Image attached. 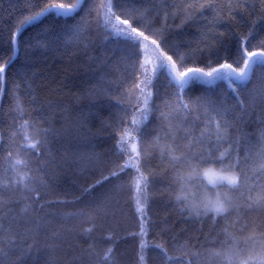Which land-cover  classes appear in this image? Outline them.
<instances>
[{
    "label": "snow or ice",
    "instance_id": "1",
    "mask_svg": "<svg viewBox=\"0 0 264 264\" xmlns=\"http://www.w3.org/2000/svg\"><path fill=\"white\" fill-rule=\"evenodd\" d=\"M12 8L16 10L15 5ZM24 10L27 15L6 26L10 34L8 44L13 50L19 46L18 37L26 25L34 26L42 17L52 16L64 19V35L70 40H79L94 25L104 33L105 40L117 44L121 53L119 62L126 65L127 71L116 80H109V73L101 72L98 86L91 90L101 99L110 97L107 107L117 109L103 125L107 139L113 141L104 154L107 158L94 152L77 156L66 151L57 161L51 144L67 139L70 131L53 127L42 109H33L35 115L18 126L13 122L12 143L4 157L6 175L0 180V234L3 235L0 264H20L19 257L12 258L14 252L23 253L20 245L29 237L39 236L51 215L45 209L53 203L42 200L41 189L48 187L45 177L68 162L85 168L110 166L107 175L84 189L87 194L95 193L92 199L68 214L71 218L86 217L92 226L84 232L98 233L97 241H104L105 233H109L107 240L113 245L121 239L136 238L137 232L120 234L129 215L138 222L140 235L145 234L146 228L150 230L152 188L157 180H166L169 194L166 204L174 203L181 217L187 214L186 220L211 218L209 234L220 218L227 220L233 213L247 216L258 212V216L246 218L239 229L248 230L247 236L236 235L235 230L230 231L234 225L227 224L217 233L221 250H211L208 255L212 264H264V132L256 144L244 136L233 137L231 129L235 121L229 119L237 108L243 115L254 109L257 102L264 106V23L257 28L255 19L251 26L243 19L237 20V14L252 16L257 5L249 4L248 0H108L106 5L95 8L88 6V0H77L43 6L28 3ZM81 12L83 15L76 20L75 16ZM258 12L257 19L264 21V0H259ZM177 19L179 24L175 23ZM229 23L238 28L247 26V32L227 27L222 30ZM190 26L195 29L194 41L186 39L185 30ZM41 31L46 34L48 29ZM50 45L51 41L44 38L38 39L35 46ZM14 59L10 55L0 63V91L6 87L7 71ZM107 59L90 58L93 63L98 62V68H104ZM90 71L95 78L97 70L90 67ZM161 78L172 89L165 96L174 99L165 100L168 110L159 113L158 130L151 140H146L151 136L147 125L153 115L156 82ZM253 79L255 83L249 90ZM218 82L226 84L220 93L222 99L213 98ZM197 86L201 90L188 95ZM113 90H119V95L113 96ZM230 100L234 103L230 104ZM48 107L52 105L49 103ZM16 110L22 118L24 109L18 98ZM260 122L264 124V118ZM76 133L79 136L80 129ZM21 134L26 143L16 144ZM157 151L158 163L148 166ZM112 180L118 183L96 192L98 186ZM253 191L255 196L251 195ZM21 202L23 207L15 211L12 206ZM165 231L170 229L161 228V234ZM50 239L53 242L50 247L63 248L65 259L61 262L53 257L48 264H117L113 246L103 250L94 241L77 250L61 233L53 232ZM172 239L175 241L176 237ZM57 240L61 241L59 245ZM140 247L143 248V242ZM156 247L167 256L168 248L163 244ZM187 247V244L178 246V264H183L184 256L191 255ZM138 264H146L144 256H140Z\"/></svg>",
    "mask_w": 264,
    "mask_h": 264
},
{
    "label": "trees",
    "instance_id": "2",
    "mask_svg": "<svg viewBox=\"0 0 264 264\" xmlns=\"http://www.w3.org/2000/svg\"><path fill=\"white\" fill-rule=\"evenodd\" d=\"M76 2L77 0H0V63H3L10 55L15 56L7 71L6 87L0 91V180L6 175L4 157L7 155L9 144L12 143L11 133L15 131L13 122L15 121V125L18 126L24 120H28L35 115L33 109H42V114L53 122V127H64L70 131L67 139L53 141L51 144V150L57 161H60L66 151L75 153L77 156L94 152L100 154L102 158H107L104 154L108 153L113 144V141L107 139L103 125L109 121L110 114L115 115L117 109L115 106L111 109L107 107L110 97L101 99L91 91L93 87L98 86L97 82L101 72H108L107 78L116 80L127 71L126 65L119 62L121 53L117 50L118 46L113 40H105L104 33L97 31L94 25L92 31L83 32L79 40H70L68 36L64 35V19L48 16L42 17L34 26H25L18 37L20 43L15 53L8 44L10 34L6 26L28 14L26 10L22 11L26 4L39 3L40 6H43L48 3L71 4ZM107 3L108 0H88V6L95 8ZM248 3H255L257 12L252 16L245 14L243 17L237 14V20L243 19L247 26H251L255 19L257 28H259L264 23L257 19L259 0H248ZM13 5H15V11H13ZM34 10H38V8ZM104 10L101 9V11ZM81 15L83 12L76 15L75 19L79 20ZM95 15L96 13L93 11L92 17L94 18ZM175 23L179 24L180 19H177ZM247 26L238 28L235 24L229 23L222 26V30L227 27L247 32ZM43 28L48 29L46 34L42 33ZM185 31L188 34L186 39L194 41L197 38L193 27L190 26ZM44 38L51 41L49 47L35 46L38 39ZM86 45L87 47H85ZM91 57L100 59L107 57L106 66L98 68V62L93 63L90 60ZM90 67L97 70L95 78L91 77ZM126 83L130 85L131 81ZM254 83L255 79L248 85L249 90L252 89ZM218 85L215 87L214 99H222L220 93L226 89V84L223 82H218ZM200 90V87L197 86L195 91L189 90L188 95H195ZM166 91L170 94L172 89L167 88L166 82L161 78L156 82V96L152 105L153 115L151 123L147 125L151 136H147L146 140H151L158 130L159 113L168 110L164 106L165 100L174 99L170 95L165 96ZM112 95L118 96L119 90H113ZM17 98L20 106L24 109L22 118L20 112L16 110ZM49 103L52 105L51 108L48 107ZM114 103L113 101V105ZM229 103H234V101L230 100ZM262 107L264 106L257 102L254 109L243 115L238 108L229 115V119L235 121V126L231 129L233 137L244 136L253 144L259 142L261 133L264 132V124L260 122L264 118ZM127 119L129 122L131 121V111L128 113ZM76 129L81 131L79 136H77ZM15 143H26L22 134ZM223 147L226 148L227 144ZM13 153L15 156V148ZM158 156L157 151L148 166H155L158 163ZM43 158L41 157V159ZM109 168L110 166L85 168L78 163L68 162L62 163L54 174L46 176L48 187L41 189V193L42 200L53 202L48 209H45L51 215L47 217L39 236L29 237L25 243L20 245L23 253L16 251L12 258L19 257L20 264H48L53 257L62 262L65 259L63 248L53 249L50 247L53 243L50 239L51 234L58 232L75 245L77 250L87 247L94 241L103 250L113 246L117 264H138L140 256L145 257L146 264H178L177 258L180 257V252L177 249L182 244H187V251L191 253V255L182 258L183 264H212L208 255L209 251L221 250V245L217 241V233H220L227 224H233L234 229H230V231L235 230V234L241 237L247 236L248 230L239 231L241 225L246 218L250 219L259 215L255 211L247 213V216L244 213H233L227 220L220 218L215 230L209 234L212 225L211 218L200 221L186 220L187 214L181 217L175 211L174 203L166 204L169 200V194L166 191L168 181L157 180L152 188L154 199L149 209V215L152 218L150 230L146 228L145 234L140 235L138 222L129 215L127 221L121 226L120 234L123 235L125 231L137 232L136 238L121 239L113 245L111 241L107 240L109 233H105V240L97 241L98 233L84 232L85 229L92 226L86 217L71 218L68 214L76 212L92 199V195L95 193L87 194L84 189L101 179L102 175H107ZM116 183L118 181L115 180L106 182L103 186H98L96 192L103 191ZM31 195L34 196L35 193ZM235 195L238 196L239 193H235ZM245 195H248L246 191ZM251 195L255 196L256 192L253 191ZM12 207L15 211H19L23 207V203L14 204ZM237 220L239 223H236ZM165 226L170 231L161 234V228ZM70 229L71 231H69ZM173 236L176 237L175 241L172 239ZM219 239L222 240L224 237L221 235ZM0 240H3L2 234H0ZM141 242H143V248L140 247ZM56 243L59 245L61 241L57 240ZM157 244H163L168 248L167 256L160 248L156 247ZM30 245L31 247H29ZM2 246L3 244H0V247Z\"/></svg>",
    "mask_w": 264,
    "mask_h": 264
},
{
    "label": "rangeland",
    "instance_id": "3",
    "mask_svg": "<svg viewBox=\"0 0 264 264\" xmlns=\"http://www.w3.org/2000/svg\"><path fill=\"white\" fill-rule=\"evenodd\" d=\"M16 49L14 50V53H15Z\"/></svg>",
    "mask_w": 264,
    "mask_h": 264
}]
</instances>
